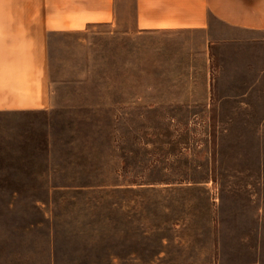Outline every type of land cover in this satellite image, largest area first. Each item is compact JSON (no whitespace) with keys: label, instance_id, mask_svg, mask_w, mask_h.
<instances>
[{"label":"rangeland","instance_id":"374dc122","mask_svg":"<svg viewBox=\"0 0 264 264\" xmlns=\"http://www.w3.org/2000/svg\"><path fill=\"white\" fill-rule=\"evenodd\" d=\"M127 1L0 112V264H264V32L136 39Z\"/></svg>","mask_w":264,"mask_h":264},{"label":"crops","instance_id":"0c3cea01","mask_svg":"<svg viewBox=\"0 0 264 264\" xmlns=\"http://www.w3.org/2000/svg\"><path fill=\"white\" fill-rule=\"evenodd\" d=\"M127 0H0V112L51 108L50 40L90 25L113 24ZM128 34L136 39L168 32L203 31L227 40L264 32V0H129ZM264 74V70L263 73ZM264 122V118L262 120Z\"/></svg>","mask_w":264,"mask_h":264}]
</instances>
